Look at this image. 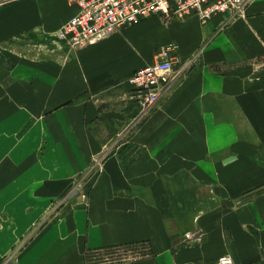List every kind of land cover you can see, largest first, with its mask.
<instances>
[{
  "label": "crops",
  "instance_id": "crops-1",
  "mask_svg": "<svg viewBox=\"0 0 264 264\" xmlns=\"http://www.w3.org/2000/svg\"><path fill=\"white\" fill-rule=\"evenodd\" d=\"M76 13L0 2V264H264V0L82 47ZM172 43L192 63L139 118L127 80Z\"/></svg>",
  "mask_w": 264,
  "mask_h": 264
},
{
  "label": "built area",
  "instance_id": "built-area-1",
  "mask_svg": "<svg viewBox=\"0 0 264 264\" xmlns=\"http://www.w3.org/2000/svg\"><path fill=\"white\" fill-rule=\"evenodd\" d=\"M253 0H67L77 13L56 34L72 47L100 41L152 15L185 17L195 14L206 22L218 13L230 17L243 14ZM176 45L159 48L155 59L132 73L130 99L139 107V118L146 115L167 93L192 61L180 65ZM177 67H179L177 69Z\"/></svg>",
  "mask_w": 264,
  "mask_h": 264
},
{
  "label": "rangeland",
  "instance_id": "rangeland-1",
  "mask_svg": "<svg viewBox=\"0 0 264 264\" xmlns=\"http://www.w3.org/2000/svg\"><path fill=\"white\" fill-rule=\"evenodd\" d=\"M3 1H5V0H0V2H3ZM160 16L163 19H169L172 16L178 17V16L172 15V14H170L169 16H164V15H160ZM172 44H174V43H172ZM159 48H161V47H159ZM159 48L156 50L155 54L159 51ZM79 184L80 183L78 182V184L76 185V187H78ZM73 192H75V189L72 190V193ZM140 249H141L140 247H130V248L127 247V248H122V249H120V248H117V249H106V250H103V251L100 252V257L102 255L105 256V257H107V258H109V259H117L120 256H122V257L123 256H132L133 257V256H138L139 254H143L144 253V251L143 252L142 251L140 252ZM136 252H139V253H136ZM11 255L8 256L7 260L11 258Z\"/></svg>",
  "mask_w": 264,
  "mask_h": 264
}]
</instances>
